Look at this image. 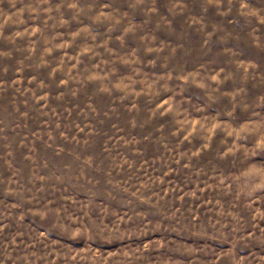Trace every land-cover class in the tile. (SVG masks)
<instances>
[{
  "label": "rangeland",
  "instance_id": "374dc122",
  "mask_svg": "<svg viewBox=\"0 0 264 264\" xmlns=\"http://www.w3.org/2000/svg\"><path fill=\"white\" fill-rule=\"evenodd\" d=\"M0 264H264V0H0Z\"/></svg>",
  "mask_w": 264,
  "mask_h": 264
}]
</instances>
